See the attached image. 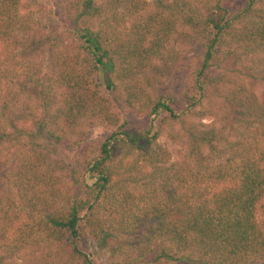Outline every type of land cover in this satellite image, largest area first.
Masks as SVG:
<instances>
[{"label":"trees","instance_id":"trees-1","mask_svg":"<svg viewBox=\"0 0 264 264\" xmlns=\"http://www.w3.org/2000/svg\"><path fill=\"white\" fill-rule=\"evenodd\" d=\"M85 239L264 264V0H0V264H94Z\"/></svg>","mask_w":264,"mask_h":264},{"label":"rangeland","instance_id":"rangeland-1","mask_svg":"<svg viewBox=\"0 0 264 264\" xmlns=\"http://www.w3.org/2000/svg\"><path fill=\"white\" fill-rule=\"evenodd\" d=\"M38 1L43 3L50 1L55 2L56 0H38ZM170 88H171V92L175 96V99L172 102L173 109L180 110L184 105L185 98L183 96V89L178 78L172 81ZM120 106L125 109V106L121 104ZM128 118L130 119L131 122L134 123L135 126H139L144 122L143 119H134L133 117H131V115H129V113H128ZM202 122H207V121L206 119H202ZM103 135H104L103 131L99 129H92L88 135V139L100 140ZM68 156L69 154L66 157ZM81 247L91 254V256L94 259V264H106V260L108 258V249L106 247L98 246L93 240H87V239L82 241Z\"/></svg>","mask_w":264,"mask_h":264}]
</instances>
